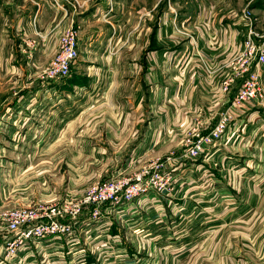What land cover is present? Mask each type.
<instances>
[{"label": "crops", "instance_id": "1", "mask_svg": "<svg viewBox=\"0 0 264 264\" xmlns=\"http://www.w3.org/2000/svg\"><path fill=\"white\" fill-rule=\"evenodd\" d=\"M51 2L33 0L29 10L20 3L0 1V264L42 262L47 257L41 247L49 242L32 244L13 262H6L4 246L9 236L1 220L4 211L26 206L23 201L37 197L41 202L79 198L88 188L83 190L80 181L116 176L125 166L142 168L170 156L175 157L170 169L174 181L171 196L184 200L185 207L177 209V203L169 205L172 201L167 200L157 206L145 198L130 209L109 210L116 223L123 220L137 230L133 235L140 236L134 246L143 250L168 245L162 261L171 257L175 264H264V106L247 102L229 109L246 77L231 65L244 49V24H233L229 30L212 26L197 38L200 50L190 44L176 48L177 55L166 57L172 52L161 48L126 66L116 56L107 73L111 82L100 98L85 93L87 88H80L79 83L66 84L68 78H41L69 27L66 14ZM4 7L12 11L7 14ZM13 36L19 37L17 45L10 43ZM105 66L100 64L97 69ZM76 67L78 63L73 69ZM122 70L130 76L127 80H121ZM259 70L264 79V66ZM92 79V84L98 81ZM231 80L224 91V83ZM70 84L75 93L67 89ZM110 89L113 92L109 94ZM87 101L90 104L83 109ZM104 104L112 107V114L101 111ZM227 109L233 122L223 140L203 159L189 158L185 138L209 132ZM89 129L94 140L107 144L94 147L100 153L86 151L95 150L87 137ZM77 132L83 137L76 136ZM58 151L72 154L66 158L73 175L65 177V189L48 183L43 188L39 181L46 182L45 175L28 177L23 173L51 161V155ZM90 156H95L94 162L87 161ZM11 165L15 167L12 171ZM91 165L113 168L107 174H86L84 166ZM72 167L77 168L74 171ZM23 178L31 182L29 191L34 196L22 191ZM104 226L95 224L94 229ZM144 235L151 240L139 238ZM114 239L121 246L119 235ZM158 257L155 255L159 262Z\"/></svg>", "mask_w": 264, "mask_h": 264}, {"label": "rangeland", "instance_id": "2", "mask_svg": "<svg viewBox=\"0 0 264 264\" xmlns=\"http://www.w3.org/2000/svg\"><path fill=\"white\" fill-rule=\"evenodd\" d=\"M0 1H6V3L9 2V5H13V3L17 5L20 3L25 6V9L30 10L33 0ZM51 1L52 5L55 6L56 9L61 10L63 15L66 14L65 18L69 23V27L73 26L79 32V45L81 46L77 62L78 68L76 67L75 69H72L71 75L68 77L66 84H69L70 81H76L80 84V88H87L86 90H83L85 93L97 95L100 98L104 92L106 93L108 84L111 82V79L108 81L107 73H110L109 67H113L112 64L116 61V56L118 57L119 63L126 66L128 63L138 61L139 58L144 55L147 57L149 53L148 51L153 53V51H158L161 48H164L165 51L172 52L168 54L166 53V57L177 55L176 48L188 46L190 44H192L195 50L196 47L200 50V46L196 45V40H198L197 38L199 36H203L206 30L212 29V26L214 25L225 26L227 30H229V26L233 29V24L242 23L244 24L246 31L249 26H252L259 33L264 34V0ZM2 5L3 4L0 3L1 8ZM4 10L7 11V14L9 13V10L12 11V9L8 10L6 7H4ZM62 10H64V13ZM0 29H2V26ZM11 31H13V28H10V32ZM9 35L12 37V35L15 34ZM18 38L19 37L17 36L9 38L10 43L17 45ZM244 41L245 38L243 39V44ZM100 64L103 67L106 65L105 68L101 69V71L97 69L100 67ZM47 67L48 66L46 65L43 70ZM121 74V80L123 81L130 77L128 73L124 72V70H122ZM115 76L116 75H114V77ZM94 77L98 79V81H96L95 84H92V78ZM67 89L70 93L76 92L71 84L67 85ZM112 92L113 91L110 89L108 93L110 94ZM91 99L92 98L87 100L91 101ZM88 101L86 106L83 107V105H81L80 108H88L90 104ZM109 103L108 106H110ZM2 106L3 105H0V108ZM108 106L106 104L104 109H101V111L112 114L113 109ZM145 113H147V110ZM142 128L143 124L141 126V130ZM64 135L65 133H63V136L60 138L64 139ZM78 135L83 137L82 134L77 132L76 136ZM87 137L91 139L92 142L90 143V146H93V149H95L94 147H99V145H107L104 140H94L92 129L87 131ZM138 137L140 138V134ZM86 151L90 152V154L93 151H95V153L101 152L98 149ZM75 152L78 153L77 151ZM120 155H123V153ZM68 156L72 157V154L68 151L54 152L51 155V158L54 157L52 159L53 161L51 160L47 163H39L37 166H32L30 169L28 167L29 170H23V173L27 174L28 177H32L34 175H45L47 178L46 182L39 181V185L43 188H46L48 183L58 189H65L68 183L65 177H71V175H73L70 171V165L66 160ZM74 158L77 159V155L74 154ZM201 159H203V157L199 160ZM94 160L95 156H90L87 161L94 162ZM76 168H74V171ZM111 168L113 167L91 165L84 166L83 169H85L86 174L94 172H104L107 174ZM117 168L119 169V167ZM125 168L126 166L121 169V173L133 174L141 170L140 165L132 169H130V167H127V169ZM13 169H15V167L11 165L9 170L12 171ZM7 174L9 177H13L12 172L8 171ZM113 176L115 175L113 174L110 177ZM108 178H103L102 176V179L99 177L95 178L96 180L84 182L80 181L79 183H82L84 190L85 188H89L97 182ZM30 184V181H24L23 178L22 191L30 193ZM74 188H77V186ZM205 189L206 188H204V190ZM31 195L34 196L33 194ZM76 198L78 197L73 196L65 198L64 200H73ZM161 200H167V202L172 201L169 205L177 203V209L185 207L184 200H180L179 198L176 200L171 195L165 196ZM217 200L219 199L217 198ZM42 201L43 202H41L39 197H37V199L33 198L23 202L28 203L27 205L25 204L26 206L62 202L59 199H44ZM248 205L250 206L252 203L248 201ZM171 210L173 209H169V212L172 213ZM82 217H80L79 220L70 223L72 232L70 235L72 236L67 237V235L62 237L60 240L48 239V246L45 244L42 247L43 249H41L44 251L47 259L42 262L40 259L37 264H175L174 260L172 261L173 258L171 257L169 260L167 259V261H165L166 259L162 261V253H164L163 250L168 251V245L166 246L160 244L153 245L154 248L147 247V249L143 250L140 248L137 249L134 246V242L140 235H133V232H137V230H134L132 226L130 229L125 221L123 222V220H119L117 221L118 223H116V219L113 216L105 215L103 221L101 222L105 226L96 230L94 229L96 223H91L87 220L85 215H82ZM172 219L176 220L177 216L173 215ZM158 220L165 221L164 219L161 220V218ZM64 222L67 223V221ZM115 235H119L121 246L118 245L119 242L117 243V239H114ZM139 238L151 240L150 237H147L146 235ZM131 239H133V241H131ZM46 249L50 250H47L48 252H46ZM171 252H173L172 249ZM155 255H157V257L159 255L158 259L160 263L158 260L156 261L157 258H155ZM177 264L183 263H179L177 261Z\"/></svg>", "mask_w": 264, "mask_h": 264}, {"label": "built area", "instance_id": "3", "mask_svg": "<svg viewBox=\"0 0 264 264\" xmlns=\"http://www.w3.org/2000/svg\"><path fill=\"white\" fill-rule=\"evenodd\" d=\"M79 48L78 30L73 26L67 28L60 37L56 54L48 67L41 72V78L59 81L70 77L79 59ZM231 65L246 77L229 109L240 107L247 102H257L264 106V79L259 70L264 66V34L249 26L244 49L231 61ZM231 82L232 80L224 83V91L228 90ZM229 109L220 114L209 132H195L185 139L186 155L189 158L204 157L223 140L233 122ZM174 159V156H170L152 162L133 174L120 173L101 180L73 200L66 199L54 204L29 205L4 211L1 220L9 236L4 246V260L13 262L32 244L42 245V242L48 239L60 240L64 236H72L70 223L79 220L82 215H87L91 223L101 224L105 215L110 214L109 210L130 209L136 201L145 198L150 199L153 205L159 206L163 197L174 194V181L170 174Z\"/></svg>", "mask_w": 264, "mask_h": 264}, {"label": "trees", "instance_id": "4", "mask_svg": "<svg viewBox=\"0 0 264 264\" xmlns=\"http://www.w3.org/2000/svg\"><path fill=\"white\" fill-rule=\"evenodd\" d=\"M72 82H74V81H72ZM73 84H77V82L75 81Z\"/></svg>", "mask_w": 264, "mask_h": 264}]
</instances>
